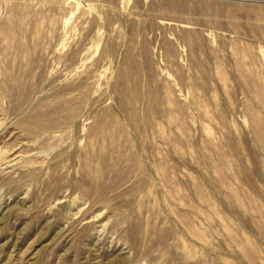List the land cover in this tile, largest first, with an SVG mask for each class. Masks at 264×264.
<instances>
[{
	"label": "rangeland",
	"instance_id": "rangeland-1",
	"mask_svg": "<svg viewBox=\"0 0 264 264\" xmlns=\"http://www.w3.org/2000/svg\"><path fill=\"white\" fill-rule=\"evenodd\" d=\"M0 264H264V0H0Z\"/></svg>",
	"mask_w": 264,
	"mask_h": 264
}]
</instances>
